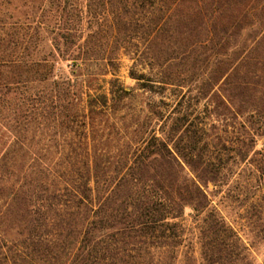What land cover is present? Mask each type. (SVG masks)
<instances>
[{"label":"trees","instance_id":"trees-1","mask_svg":"<svg viewBox=\"0 0 264 264\" xmlns=\"http://www.w3.org/2000/svg\"><path fill=\"white\" fill-rule=\"evenodd\" d=\"M258 244L264 0H0V264H255Z\"/></svg>","mask_w":264,"mask_h":264},{"label":"rangeland","instance_id":"rangeland-1","mask_svg":"<svg viewBox=\"0 0 264 264\" xmlns=\"http://www.w3.org/2000/svg\"><path fill=\"white\" fill-rule=\"evenodd\" d=\"M130 62L127 58L122 59V65L120 67V70L118 71V76L120 80L125 84L132 86L135 84V80L131 79L128 76V68H129ZM261 141L258 142V146H261ZM228 217V220L232 221V217L228 213H225ZM232 216V215H231ZM253 256L255 259V264H264V245H256L253 249Z\"/></svg>","mask_w":264,"mask_h":264}]
</instances>
